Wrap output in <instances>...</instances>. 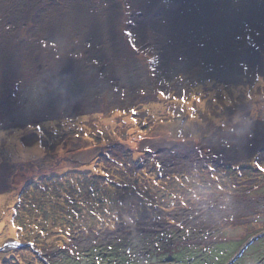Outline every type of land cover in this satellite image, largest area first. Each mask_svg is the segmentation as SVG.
<instances>
[{
    "label": "rangeland",
    "instance_id": "1",
    "mask_svg": "<svg viewBox=\"0 0 264 264\" xmlns=\"http://www.w3.org/2000/svg\"><path fill=\"white\" fill-rule=\"evenodd\" d=\"M41 1L0 18V264H264V32Z\"/></svg>",
    "mask_w": 264,
    "mask_h": 264
},
{
    "label": "bare ground",
    "instance_id": "2",
    "mask_svg": "<svg viewBox=\"0 0 264 264\" xmlns=\"http://www.w3.org/2000/svg\"><path fill=\"white\" fill-rule=\"evenodd\" d=\"M5 1H7V4L5 5L6 7L3 8L2 5H4L3 3ZM40 1L41 0H33V1L32 0H0V8L2 7V11H0V18L7 20H11V19L16 20L17 17L24 16L23 14H25L26 10H28L29 7H31L32 9V7L35 6V3L36 2L40 3ZM81 1H87V0H81ZM150 1H154V0H150ZM166 1H182L184 3L190 4L191 6L190 5L188 6L192 8H187V11L191 12L192 10H195L197 12L198 20H197L196 30L198 32L206 31L204 32V35L211 38L212 37L216 38V35L220 37L219 34L222 33L221 30H223V35L221 34V36L230 37L233 32L239 33L241 30H243L244 26H250L256 30L260 29L258 30L259 32L262 33L264 32V29L256 28L259 27L257 26L258 24L260 25L261 23H264V0H166ZM219 1L229 2V4L224 5L225 7L222 8L219 6V3H217ZM232 1H236V2L263 1V2L256 5H249L248 3L247 5H244L245 8L240 9L237 8L236 4L233 7ZM77 3L78 4L74 3L70 5L68 7V11L62 13L65 15L71 14L72 16L97 14L96 13L97 10L90 9L89 5H87L86 8H84V4L80 2ZM213 5H215V7ZM111 11L113 12V10ZM257 55L258 54L253 50L249 51V58L256 59Z\"/></svg>",
    "mask_w": 264,
    "mask_h": 264
},
{
    "label": "flooded vegetation",
    "instance_id": "3",
    "mask_svg": "<svg viewBox=\"0 0 264 264\" xmlns=\"http://www.w3.org/2000/svg\"><path fill=\"white\" fill-rule=\"evenodd\" d=\"M228 167H231V166H228ZM253 211L252 210H250L248 213H252ZM257 218V216L255 217V219ZM258 222V221H257ZM263 226H264V222H263ZM261 234H264V231H262L261 232ZM261 234H259V235H261ZM258 235V236H259ZM257 236V237H258ZM264 236H262V237H260V238H263ZM253 241H254V237H252L245 245H243V246H241L240 247V249H239V252L237 253V254H235L234 255V257H236V255H238L242 250H243V252H242V254L240 255V257H238L235 261H234V263L233 264H235L236 262H238L239 260H241V259H247V257L245 256V255H243V253L245 252V250L246 249H248L249 247H251L252 245V243H253ZM224 242V241H223ZM256 243V242H255ZM244 256V257H243ZM234 257L232 256L229 260H228V263L230 262V261H232V260H234ZM243 257V258H242ZM260 262V261H259ZM232 264V263H231Z\"/></svg>",
    "mask_w": 264,
    "mask_h": 264
},
{
    "label": "crops",
    "instance_id": "4",
    "mask_svg": "<svg viewBox=\"0 0 264 264\" xmlns=\"http://www.w3.org/2000/svg\"><path fill=\"white\" fill-rule=\"evenodd\" d=\"M66 115V114H65ZM66 116H69V115H66ZM31 118H33V116H31V117H28V122H25V124L24 125H21L22 126V128H27L30 124H31V122H32V120H31ZM24 119H27V118H21V117H18V119H17V121H19V120H24ZM31 120V121H30ZM16 124H18V122H16ZM211 137V136H210ZM210 137H208V138H206V139H209ZM228 153H230V152H228ZM13 167V166H12ZM7 168H9V166L7 167ZM1 169V168H0ZM9 170V169H8ZM0 173H3V172H0ZM24 172H23V169H21L19 172H17V174L18 175H22Z\"/></svg>",
    "mask_w": 264,
    "mask_h": 264
},
{
    "label": "water",
    "instance_id": "5",
    "mask_svg": "<svg viewBox=\"0 0 264 264\" xmlns=\"http://www.w3.org/2000/svg\"><path fill=\"white\" fill-rule=\"evenodd\" d=\"M262 236H264V234H261V235H259L257 238H259V237H262ZM255 238V237H254ZM23 246H24V248H26V247H31V245L29 244V243H27V244H23ZM242 252H243V250L238 254V256H236L235 258H234V260H232L231 261V263H233L241 254H242ZM230 263V264H231Z\"/></svg>",
    "mask_w": 264,
    "mask_h": 264
},
{
    "label": "trees",
    "instance_id": "6",
    "mask_svg": "<svg viewBox=\"0 0 264 264\" xmlns=\"http://www.w3.org/2000/svg\"><path fill=\"white\" fill-rule=\"evenodd\" d=\"M242 168V167H241ZM240 168V169H241ZM96 239H97V236H96ZM30 243V242H29ZM105 243V242H104ZM100 245V244H99ZM105 245V244H104ZM101 246V245H100ZM34 249H36L37 250V252L39 253V250L35 247ZM36 253V252H35ZM37 254V253H36Z\"/></svg>",
    "mask_w": 264,
    "mask_h": 264
}]
</instances>
